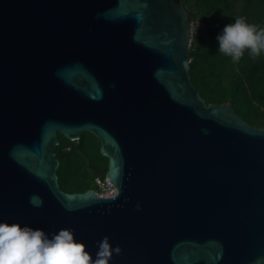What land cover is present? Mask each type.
Masks as SVG:
<instances>
[{
  "label": "water",
  "instance_id": "obj_1",
  "mask_svg": "<svg viewBox=\"0 0 264 264\" xmlns=\"http://www.w3.org/2000/svg\"><path fill=\"white\" fill-rule=\"evenodd\" d=\"M190 29L175 0H0V221L109 264L264 257V128L206 105ZM58 133L98 139L113 197L59 188Z\"/></svg>",
  "mask_w": 264,
  "mask_h": 264
},
{
  "label": "trees",
  "instance_id": "obj_2",
  "mask_svg": "<svg viewBox=\"0 0 264 264\" xmlns=\"http://www.w3.org/2000/svg\"><path fill=\"white\" fill-rule=\"evenodd\" d=\"M175 1L185 7L191 23L200 20L206 27L203 33L193 36L189 49L191 83L206 105L227 103L247 124L264 128V53L253 56L245 49L239 61H234L218 51L216 36L222 29L212 26L234 22L241 16L257 26L259 21L251 16L258 11L264 17V0ZM192 6L197 8L196 13L190 11ZM257 28H264V24ZM58 139L52 152L59 161V188L65 193L97 191L94 181L106 178L108 168L98 139L90 133H82L76 144L59 133Z\"/></svg>",
  "mask_w": 264,
  "mask_h": 264
},
{
  "label": "clouds",
  "instance_id": "obj_3",
  "mask_svg": "<svg viewBox=\"0 0 264 264\" xmlns=\"http://www.w3.org/2000/svg\"><path fill=\"white\" fill-rule=\"evenodd\" d=\"M216 40L218 51L234 61H239L245 49L253 56L264 53V28L258 29L242 16L225 24ZM37 201L43 203L38 196L31 198L32 203ZM107 248L104 241L93 258L70 229L49 236L43 229L0 221V264H109ZM115 250L120 251L119 247ZM254 264H264V257L257 258Z\"/></svg>",
  "mask_w": 264,
  "mask_h": 264
},
{
  "label": "built area",
  "instance_id": "obj_4",
  "mask_svg": "<svg viewBox=\"0 0 264 264\" xmlns=\"http://www.w3.org/2000/svg\"><path fill=\"white\" fill-rule=\"evenodd\" d=\"M198 33H199L198 26L191 23V29H190L191 41H192L193 36H197ZM96 185L98 187L96 193L99 196L110 198L116 194V189L114 188V186L111 184V182L107 178H104L102 180H96Z\"/></svg>",
  "mask_w": 264,
  "mask_h": 264
},
{
  "label": "rangeland",
  "instance_id": "obj_5",
  "mask_svg": "<svg viewBox=\"0 0 264 264\" xmlns=\"http://www.w3.org/2000/svg\"><path fill=\"white\" fill-rule=\"evenodd\" d=\"M206 1H208L209 3H210V1L211 0H206ZM190 11L192 12V13H196V11H197V8L195 7V6H192V8L190 9ZM251 18H253L255 21L257 20V21H259V23H258V25H257V27H260V26H262L263 24H264V17H263V15L262 14H259V12L258 11H255L253 14H252V16H251ZM196 26H198V28H199V32L200 31H202V33L205 31V29H206V27L203 25V23L200 21V20H198V21H196L195 23H194ZM213 26V28H215V29H223V27H224V25L223 24H220V23H216V24H213L212 25ZM199 34V33H198ZM65 138V137H64ZM66 139V138H65ZM59 140V139H58ZM68 140V139H67ZM63 141H64V139H63ZM69 141V140H68ZM69 142H72V141H69ZM72 144H76V141L75 142H72ZM68 151V149H66V152ZM103 178H96L95 179V181H94V183H95V186H96V188L98 189V187H97V185H96V180H102ZM96 192V191H95Z\"/></svg>",
  "mask_w": 264,
  "mask_h": 264
}]
</instances>
